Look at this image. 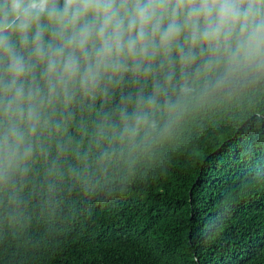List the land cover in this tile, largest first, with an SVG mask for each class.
I'll list each match as a JSON object with an SVG mask.
<instances>
[{
  "label": "clouds",
  "instance_id": "1",
  "mask_svg": "<svg viewBox=\"0 0 264 264\" xmlns=\"http://www.w3.org/2000/svg\"><path fill=\"white\" fill-rule=\"evenodd\" d=\"M222 118L251 158L264 0H0V264L58 247Z\"/></svg>",
  "mask_w": 264,
  "mask_h": 264
},
{
  "label": "trees",
  "instance_id": "2",
  "mask_svg": "<svg viewBox=\"0 0 264 264\" xmlns=\"http://www.w3.org/2000/svg\"><path fill=\"white\" fill-rule=\"evenodd\" d=\"M228 118L194 132L168 165L97 205L31 264H264V181Z\"/></svg>",
  "mask_w": 264,
  "mask_h": 264
}]
</instances>
